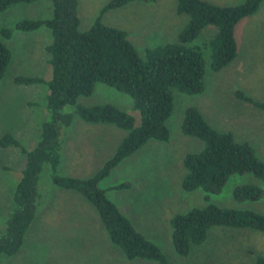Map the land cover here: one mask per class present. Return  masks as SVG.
<instances>
[{"label":"rangeland","instance_id":"rangeland-1","mask_svg":"<svg viewBox=\"0 0 264 264\" xmlns=\"http://www.w3.org/2000/svg\"><path fill=\"white\" fill-rule=\"evenodd\" d=\"M109 0H77L79 30L85 31ZM216 5H233L244 0H207ZM50 15L49 0L15 3L0 12V30L10 29L0 40L10 52V60L0 79V136L11 134L26 149L34 146L41 123L48 118L46 81L50 78L46 46L50 32L40 25L32 30L14 29L21 19H41ZM101 23L122 29L142 57L147 47L176 41L187 22L177 13L175 0L131 1L100 14ZM205 26L190 45L200 48L204 59L203 88L187 94L171 90L172 110L165 124L166 140L149 139L118 162L97 186L130 221L132 227L162 251L166 264H254L253 256H264V233L248 228L210 227L202 244L180 256L171 243L169 220L191 207L213 203L220 207L253 210L264 215V181L251 173L230 174L218 192L200 188L185 191L183 157L202 148V141L181 131L184 109L195 107L203 119L219 131L229 132L237 142H246L264 162V109L238 98L236 90L256 101H264V0L234 28L236 55L224 67H209L207 41L214 33ZM18 75L37 76L41 82H15ZM109 103L126 111L139 122L129 95L103 83L92 92L78 96L75 104L91 106ZM64 113L71 122L64 129L61 156L55 172L77 178L94 174L112 155L125 131L110 123L97 128L80 119L73 105ZM91 125L90 128L87 126ZM101 129V130H100ZM23 166V156L12 146H0V229L11 202L12 190ZM49 169L39 174L40 198L19 248L0 255V264H157L141 258H127L106 234L93 205L79 192L53 185ZM125 186H118L121 183ZM244 184L260 188L257 200L238 201L234 187Z\"/></svg>","mask_w":264,"mask_h":264},{"label":"trees","instance_id":"trees-1","mask_svg":"<svg viewBox=\"0 0 264 264\" xmlns=\"http://www.w3.org/2000/svg\"><path fill=\"white\" fill-rule=\"evenodd\" d=\"M33 0H0V12L8 6ZM136 0H109L85 31H80L77 0H49L50 15L41 19H21L14 29L32 30L40 25L49 29L50 78L46 81V108L49 116L39 128L34 146L26 149L11 134L0 136V146H12L23 156V166L14 184L11 202L0 229V255H10L20 246L23 234L34 217L40 198L38 179L47 166L53 185L79 192L93 205L110 241L129 259L141 258L166 264L162 251L144 238L131 225L97 186L110 170L149 139L166 140L165 121L172 110L171 90L183 93L200 92L203 88L204 59L196 45H190L205 26L214 33L207 41L209 67L218 70L236 55L234 28L245 16L252 14L262 0H244L233 5H216L207 0H175L177 13L187 15V22L177 33L176 41L147 47L140 57L122 29L105 25L100 14ZM151 1V0H141ZM5 36L10 29H1ZM10 60V52L0 40V79ZM15 82H41L37 76L18 75ZM95 83H103L129 95L132 108L139 113V122L124 110L109 104L83 106L75 104L78 96L89 95ZM235 95L264 109V101H256L236 90ZM65 105H73L74 113L88 123H110L125 131L112 155L87 178L59 175L55 172L61 156L64 129L71 114ZM184 134L199 138L202 148L183 157L185 174L181 187L185 191L200 188L218 192L232 173H251L264 181V162L250 145L237 142L226 131L209 125L195 107L184 109L181 120ZM121 183L118 186H125ZM233 198L238 201L257 200L259 187L244 184L234 187ZM171 243L176 254L185 256L193 246L203 243L210 227L248 228L264 233V215L253 210L220 207L206 203L174 214L170 220ZM254 264H264V256L256 253Z\"/></svg>","mask_w":264,"mask_h":264},{"label":"crops","instance_id":"crops-1","mask_svg":"<svg viewBox=\"0 0 264 264\" xmlns=\"http://www.w3.org/2000/svg\"><path fill=\"white\" fill-rule=\"evenodd\" d=\"M91 125H96V126L98 125L97 128H101V127H102L101 125H103V124H96V123H93V124H91ZM91 125L88 124L87 127L90 128ZM100 130H101V129H100Z\"/></svg>","mask_w":264,"mask_h":264}]
</instances>
